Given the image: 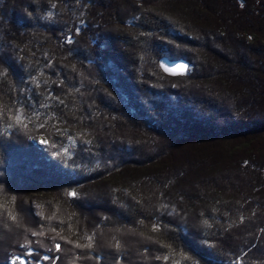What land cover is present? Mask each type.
Returning <instances> with one entry per match:
<instances>
[{
    "label": "trees",
    "instance_id": "obj_1",
    "mask_svg": "<svg viewBox=\"0 0 264 264\" xmlns=\"http://www.w3.org/2000/svg\"><path fill=\"white\" fill-rule=\"evenodd\" d=\"M152 75L175 87L143 94ZM16 256L264 264V0H0V264Z\"/></svg>",
    "mask_w": 264,
    "mask_h": 264
},
{
    "label": "rangeland",
    "instance_id": "obj_2",
    "mask_svg": "<svg viewBox=\"0 0 264 264\" xmlns=\"http://www.w3.org/2000/svg\"><path fill=\"white\" fill-rule=\"evenodd\" d=\"M166 48H167V51L168 50L171 51L172 52L171 54L176 55V56H178V55H180L182 53V49L181 48L176 47V46H173V45H168ZM163 57H168V56L167 55H163L162 57H160V59L163 58ZM168 58L171 59V57H168ZM171 60H173V59H171ZM178 60H180V59H178ZM164 75H166V74H164ZM185 76H187V75H185ZM181 77H184V76H181ZM151 79H152V82L150 84H147V85L142 84V87L141 88H143V92H142L143 94H145V92H144L145 89H146V92H148L147 90H150V91H160V90H164L166 88H169V87H173L174 86L173 84H170V82L168 80H166L162 76L152 75ZM145 87H147V88H145ZM44 142H46V140H44V138L38 137L36 139V144L41 145ZM29 253H32V251H29ZM45 257H48V259L50 258L49 255H47ZM14 258L15 259L13 261H11L12 264H14V262H15V264H21V260L26 259V258H21L19 256H16ZM16 258H20V260H17ZM26 264H28V260L27 259H26ZM39 264H42V263L40 262Z\"/></svg>",
    "mask_w": 264,
    "mask_h": 264
},
{
    "label": "water",
    "instance_id": "obj_3",
    "mask_svg": "<svg viewBox=\"0 0 264 264\" xmlns=\"http://www.w3.org/2000/svg\"><path fill=\"white\" fill-rule=\"evenodd\" d=\"M159 65L164 74L170 77L185 76L190 69V63L185 59L171 60L168 57H163L159 60ZM177 65H184L183 69L177 68ZM166 68L174 69L173 71H166ZM26 264V259H23Z\"/></svg>",
    "mask_w": 264,
    "mask_h": 264
},
{
    "label": "snow or ice",
    "instance_id": "obj_4",
    "mask_svg": "<svg viewBox=\"0 0 264 264\" xmlns=\"http://www.w3.org/2000/svg\"><path fill=\"white\" fill-rule=\"evenodd\" d=\"M177 68L179 69H183L184 68V65H177ZM166 71H173L174 69H171V68H166L165 69ZM57 249H59V245H57ZM29 255H31V253H29ZM17 260H20V258H16ZM44 259H48V257H44ZM15 264V262H14ZM21 264H25V262L23 260H21Z\"/></svg>",
    "mask_w": 264,
    "mask_h": 264
}]
</instances>
